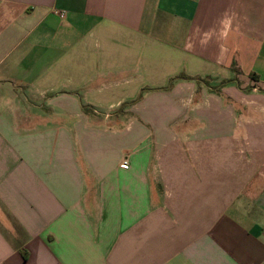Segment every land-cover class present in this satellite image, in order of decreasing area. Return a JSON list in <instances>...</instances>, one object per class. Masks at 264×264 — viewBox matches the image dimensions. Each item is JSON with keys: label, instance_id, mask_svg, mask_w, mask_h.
<instances>
[{"label": "crops", "instance_id": "1", "mask_svg": "<svg viewBox=\"0 0 264 264\" xmlns=\"http://www.w3.org/2000/svg\"><path fill=\"white\" fill-rule=\"evenodd\" d=\"M0 264H264V0H0Z\"/></svg>", "mask_w": 264, "mask_h": 264}, {"label": "built area", "instance_id": "2", "mask_svg": "<svg viewBox=\"0 0 264 264\" xmlns=\"http://www.w3.org/2000/svg\"><path fill=\"white\" fill-rule=\"evenodd\" d=\"M125 164V163H124Z\"/></svg>", "mask_w": 264, "mask_h": 264}, {"label": "trees", "instance_id": "3", "mask_svg": "<svg viewBox=\"0 0 264 264\" xmlns=\"http://www.w3.org/2000/svg\"><path fill=\"white\" fill-rule=\"evenodd\" d=\"M139 98V97H138Z\"/></svg>", "mask_w": 264, "mask_h": 264}]
</instances>
